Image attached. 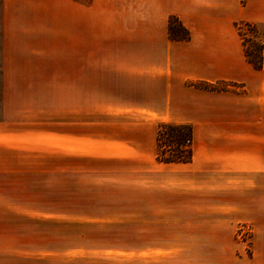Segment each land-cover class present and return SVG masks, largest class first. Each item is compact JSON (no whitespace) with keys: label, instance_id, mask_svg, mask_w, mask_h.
<instances>
[{"label":"crops","instance_id":"crops-1","mask_svg":"<svg viewBox=\"0 0 264 264\" xmlns=\"http://www.w3.org/2000/svg\"><path fill=\"white\" fill-rule=\"evenodd\" d=\"M0 7L4 77L18 75L9 62L50 61L52 83L65 78L67 118L51 113L52 194L62 184L71 203L99 212L77 216L69 207L70 225L137 222L134 246L120 251L158 253L147 264H264V60L261 69L249 62L236 26L264 28V0H0ZM173 17L189 40L171 39ZM17 68L19 83L7 80L4 93L19 91L27 76ZM5 113L0 264H60L44 260L43 232L34 229L29 240L21 211L28 172L47 170L29 171L17 156L25 149L13 138L29 128ZM163 123L191 127L189 162H159ZM240 223L254 228L249 253L236 239Z\"/></svg>","mask_w":264,"mask_h":264},{"label":"rangeland","instance_id":"rangeland-1","mask_svg":"<svg viewBox=\"0 0 264 264\" xmlns=\"http://www.w3.org/2000/svg\"><path fill=\"white\" fill-rule=\"evenodd\" d=\"M247 3L248 0H241L242 6H246ZM236 26L243 42L244 40H251L247 43L251 55H258L261 48L264 47V28L244 21H238ZM262 51L264 54V50ZM3 64L4 62L0 61V118L6 112L5 115H8L13 123L19 121L27 123V128H29L27 129V135L21 138H13L14 147L25 149L17 156L22 161L27 159L29 171H40L43 168L47 170V172H44V177L41 173L28 172V203L25 206H21V211H26L28 214L29 240L34 229L43 232V237H38V239L43 240L44 260H58L60 264H147L149 259L158 258V253H123L120 251L123 248L131 249L134 246L135 237L131 232L137 229V222L134 226L131 225L130 220H123L118 223L112 222L105 226H99L98 223H92L91 226L85 227L69 224L67 220L69 207L73 209L72 213L77 216H93V214H99V212L94 213L89 206H86L84 211L81 205L71 203V200L67 198V192L62 188V184L60 188H56V195L52 194L55 188L51 186L54 185V182L51 181L53 176L49 169V150L51 149L50 131L55 129V125L53 127L50 123L52 120L51 113L55 109L60 120L57 116L56 119L59 121L67 118L65 78L57 79L60 86L57 83H52V62L50 61L9 62V72L12 70L18 74L16 77L11 76L9 78L4 77ZM19 65L24 69V74H27V76L21 78V84L18 87L19 91L14 88L11 93H4L3 90L7 80L10 85L17 83L14 82L17 79L19 83V77L22 74L21 70L17 68ZM4 101H6L8 106L6 110L4 109ZM55 104L56 107L53 108ZM165 124L172 123L159 125L157 131L159 162H166L170 158H182V161L176 162H189L192 156V133L191 137L186 139L182 148L183 154L180 155L178 149L179 141L176 140L175 136L170 133V135H167V132L164 135L162 134L165 131L163 129ZM16 131H20V128L13 129V132ZM56 131H60V128ZM60 132H62V129ZM15 141L21 146L16 144ZM58 141L56 140L55 142L58 143ZM189 148H191V156L187 154V151L190 150ZM30 179L34 181L31 182ZM37 179H42L44 181L42 184L45 187H39ZM78 196L77 198L84 200L82 196ZM98 205L94 204L92 207L94 209L97 207L99 210L100 206ZM18 207L13 206V209L18 210ZM104 208L107 215H112V212H115L114 209L111 210L109 207ZM75 210H80L79 212L81 213H76L74 212ZM125 211L127 212L126 209L123 210V212ZM124 216L129 217V213L127 212ZM143 226H146V223ZM99 228H101L100 232ZM242 229L251 230V239L246 240L241 236ZM253 235L254 228L250 223L237 225L236 239L239 243L242 242L245 245L247 253L251 250ZM32 237V240H34V236ZM138 240L139 238H137V242Z\"/></svg>","mask_w":264,"mask_h":264},{"label":"trees","instance_id":"trees-1","mask_svg":"<svg viewBox=\"0 0 264 264\" xmlns=\"http://www.w3.org/2000/svg\"><path fill=\"white\" fill-rule=\"evenodd\" d=\"M169 32H170V37L172 40H189L190 39V33L189 31L181 24V22L177 18H171L170 24H169ZM245 41L243 42L244 48H245V54L247 56V59L249 62H251L256 69H261L263 66V51L264 47L261 48V51L259 52L258 55L252 56L251 51L249 50L247 43L250 42ZM163 129H165L162 134L164 135L167 132V135L173 134L175 136L176 140L179 141V154L182 155V148L184 143L186 142V139L188 137H191V127L190 126H185V125H173V124H165L163 126ZM169 134V135H170ZM190 150L187 151V154L191 156V148ZM176 161H182V158H170L166 160V162H176Z\"/></svg>","mask_w":264,"mask_h":264},{"label":"built area","instance_id":"built-area-1","mask_svg":"<svg viewBox=\"0 0 264 264\" xmlns=\"http://www.w3.org/2000/svg\"><path fill=\"white\" fill-rule=\"evenodd\" d=\"M251 230L249 229H242L241 230V236H243V238H245L246 240L251 239L252 235H251ZM248 242V241H247Z\"/></svg>","mask_w":264,"mask_h":264}]
</instances>
